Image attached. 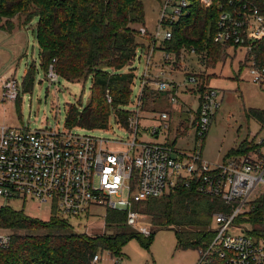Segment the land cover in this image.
I'll list each match as a JSON object with an SVG mask.
<instances>
[{"label":"built area","instance_id":"obj_1","mask_svg":"<svg viewBox=\"0 0 264 264\" xmlns=\"http://www.w3.org/2000/svg\"><path fill=\"white\" fill-rule=\"evenodd\" d=\"M160 3L156 31L151 33L146 27L139 30L141 37H149V51L142 54L147 60L146 74L131 111L129 128L124 129L132 138L108 140L81 134L84 129L66 125L38 130L0 126V199L5 203L30 199L39 208L50 202V215L56 212L61 219H80L89 216L91 208L104 207L125 212L128 226L134 228L138 222L137 205L184 186L226 206L225 211L214 216V236L198 251L196 264H264V132L248 139L250 148L246 153L231 155L220 164L205 161L202 144L186 151L170 144L168 138L161 144L140 140L143 92L152 89L172 93L171 104L179 100V85L165 78L152 81L149 71L154 51L171 41L175 26L190 16L191 1ZM262 40L264 0H228L221 5L213 41L236 51L245 50L253 82L259 85L264 81V71L254 66L252 54L255 44ZM162 60V64H171L172 54L164 52ZM187 75L189 83L200 80L196 74ZM47 77L55 85L61 79L53 65ZM2 84V100L15 103L22 93L21 84L12 74L6 75ZM201 87L204 89L200 91L199 107L191 122L196 141L204 139L220 106L217 92L205 84ZM107 98L111 103L109 95ZM152 120L158 124L148 127L147 134L155 138L165 132L167 137L171 115L160 112ZM11 244L12 233L0 229V250ZM108 254L110 257L98 251L91 264H125L122 256Z\"/></svg>","mask_w":264,"mask_h":264},{"label":"trees","instance_id":"obj_2","mask_svg":"<svg viewBox=\"0 0 264 264\" xmlns=\"http://www.w3.org/2000/svg\"><path fill=\"white\" fill-rule=\"evenodd\" d=\"M190 1V16L175 26L172 40L165 42L162 49L175 60L184 49H189L204 61L211 58V63L217 64L229 48L213 41L220 7L228 0H212L209 5L202 0ZM34 23L41 69L47 74L53 65L60 78L72 83L91 80L87 106L80 109L70 105L66 127L108 130L113 118L118 126L128 129L133 113L127 108L136 78L133 63L138 51L144 49L137 41L141 37L137 26H145L143 1L0 0L1 29L12 32L16 27L21 29ZM252 57L254 66L264 71V40L255 44ZM36 75L37 66L33 62L21 83L22 93L32 91ZM146 92L142 95L143 103L149 98ZM19 99L20 96L15 104L17 108ZM247 117L264 128V110L250 109ZM245 141L232 152L246 153L250 147L248 139ZM143 206L141 212L151 217L154 227L176 228L178 247L198 251L214 236L209 230L214 216L226 210L220 200L184 186L137 205L135 210ZM56 215L54 212L48 220H39L9 207L0 209V229L12 233L11 246L0 250V264H91L98 251L121 256L122 249L132 239L145 248L153 240V234L132 230L125 212L108 210L106 227L115 232L101 236L78 234L66 219Z\"/></svg>","mask_w":264,"mask_h":264},{"label":"rangeland","instance_id":"obj_3","mask_svg":"<svg viewBox=\"0 0 264 264\" xmlns=\"http://www.w3.org/2000/svg\"><path fill=\"white\" fill-rule=\"evenodd\" d=\"M142 1L145 26H137V31L141 27H146L151 33L155 32L159 21L161 3L158 0ZM35 28L36 24L34 23L31 26L18 29L12 34L0 31V126L29 127L31 130L55 126L64 128L70 105H75L80 109L87 106L91 95V80L72 83L61 78L56 85L51 84L47 74L40 67L39 47L34 34ZM137 41L141 45L143 44L144 49H140V53L133 63L136 78L131 103L127 108L130 111L134 110L133 106L138 102L141 82L147 67V60L143 55L148 54L149 51L148 36L143 38L138 36ZM162 46L160 44L158 51H154V59L149 71L152 72L149 77L155 82L165 78L169 82L179 85L178 91L179 89L180 91H176L179 100L176 104H171L170 96L173 95L172 93L161 94L152 89L147 90L146 94H149V98L140 108L144 118L141 120V125L145 128H141V141L161 144L168 138L167 141L170 144L177 141V147L187 151L193 150L196 144H202V154L205 161L220 164L234 155L232 151L238 147L237 145L246 139L255 138L254 136L259 133L263 134L264 128L255 120L247 117V112L250 109L264 110V86L253 82L251 64H248L250 58L246 56L245 50L236 51L229 47L222 60L214 64L211 63V58L204 61L196 52L184 49L180 57L176 60L172 59V63L174 60L176 63L173 67L171 66L172 71H167L170 74L168 76V73L162 75L161 64L164 53ZM33 62L37 66V75L32 91L21 93L18 108L15 105L16 102L3 101L1 97L3 75L10 71L12 76L21 84L27 68ZM207 64H210L211 67L208 68L209 65ZM154 66L157 69L156 73L152 70L155 68ZM187 74H196L200 80L197 83H189V81L187 82ZM203 84L217 92L220 106L216 110L213 124L204 137L205 139L196 141L191 127L194 114L191 116L185 109L196 110L197 102L200 99V88ZM108 103L110 102L108 101ZM180 107L181 110L178 112ZM160 111L168 112L171 115L170 131L167 132L168 134L166 133L167 137L163 132L159 138H153L147 134L146 129L148 127L153 128L158 124L152 119ZM79 133L108 140L127 141L132 138L126 130L115 123L113 118L108 130H85V132ZM5 207L22 211L27 216L39 220H48L51 217L50 202L39 208V204L30 199L25 202L12 201L8 203L0 199V209ZM144 208L145 206L141 210H136L138 222L132 230L143 235L145 232L153 234L152 243L149 248H145L137 239H132L121 251L125 264H196L198 250L178 247L176 228L160 229L154 227L151 217L141 212ZM107 211L104 207H93L90 209L89 216H82L80 219L65 217V219L78 234L89 236L112 234L115 230L107 229L105 223ZM246 226L252 229L250 224H246ZM216 227L217 224L213 219L209 230L213 232ZM103 254L110 257L107 251H103Z\"/></svg>","mask_w":264,"mask_h":264},{"label":"crops","instance_id":"obj_4","mask_svg":"<svg viewBox=\"0 0 264 264\" xmlns=\"http://www.w3.org/2000/svg\"><path fill=\"white\" fill-rule=\"evenodd\" d=\"M19 28H15L12 32H9V31H6V30H4V29H1L0 28V31H3V32H8V33H10V34H12L14 31H16V30H18ZM227 50H228V48H226V52H227ZM163 56V55H162ZM160 64H161V61L159 62ZM162 66V67H161ZM161 70H163V72L162 73H164V74H166V73H168V76H170V74H169V72H167V71H172V67H173V65H169V63L168 64H161ZM172 66V67H171ZM155 67V66H154ZM152 70L156 73V67L155 68H152ZM152 72V71H151ZM150 72V73H151ZM8 74H11V72L10 71H8V72H6L3 76L5 77L6 75H8ZM164 96H166V95H164ZM182 107H184V106H182ZM198 107H199V100H198V102H197V108H196V110L195 111H193V110H190V109H185V107H184V109H185V111L186 112H189L190 113V115L192 116V114H194V116H196V112H197V110H198ZM179 110H181V107L177 110L178 112H179ZM161 112V111H160ZM160 112H157L156 114H158V113H160ZM173 112V111H172ZM194 131V130H193ZM194 135H195V133H194ZM154 138V137H153ZM155 138H159V136L158 137H155ZM175 144H177V141L175 142ZM240 145V144H239ZM239 145H237L238 147H239ZM237 147V148H238ZM236 148V147H235ZM236 148V149H237ZM234 149V148H233ZM235 150V149H234ZM187 151V150H186ZM198 260V259H197ZM197 263V262H196Z\"/></svg>","mask_w":264,"mask_h":264}]
</instances>
